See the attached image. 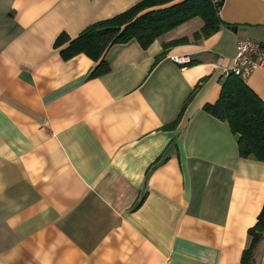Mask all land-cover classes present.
Here are the masks:
<instances>
[{"label":"crops","instance_id":"1","mask_svg":"<svg viewBox=\"0 0 264 264\" xmlns=\"http://www.w3.org/2000/svg\"><path fill=\"white\" fill-rule=\"evenodd\" d=\"M138 1L0 0V264L240 263L264 160L204 105L237 39L264 42V0H223L209 36L194 16L145 47L114 43L98 75L54 46ZM245 81L264 100V69Z\"/></svg>","mask_w":264,"mask_h":264},{"label":"trees","instance_id":"2","mask_svg":"<svg viewBox=\"0 0 264 264\" xmlns=\"http://www.w3.org/2000/svg\"><path fill=\"white\" fill-rule=\"evenodd\" d=\"M223 0H139L112 16L99 19L84 27L76 36L60 32L54 41L64 58L84 52L98 63L92 75L109 69L104 58L106 50L114 43L135 38L142 46L194 16L203 20L194 37L209 36L222 25L219 9ZM182 36L164 43V47L187 42ZM218 99L206 103L204 109L228 121L233 133L238 135L240 156L264 160V100L247 84L244 78L232 71L221 78ZM177 119L171 124L175 125ZM249 243L243 249L239 264H256V251L264 237V202L256 221L247 229Z\"/></svg>","mask_w":264,"mask_h":264},{"label":"built area","instance_id":"3","mask_svg":"<svg viewBox=\"0 0 264 264\" xmlns=\"http://www.w3.org/2000/svg\"><path fill=\"white\" fill-rule=\"evenodd\" d=\"M170 57L180 65L191 62L189 54H173ZM257 68L264 69V42L249 37H239L236 41V52L232 63L225 72L232 71L245 79Z\"/></svg>","mask_w":264,"mask_h":264}]
</instances>
